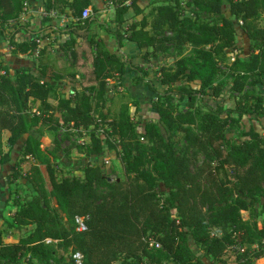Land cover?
<instances>
[{
    "label": "trees",
    "instance_id": "obj_1",
    "mask_svg": "<svg viewBox=\"0 0 264 264\" xmlns=\"http://www.w3.org/2000/svg\"><path fill=\"white\" fill-rule=\"evenodd\" d=\"M24 1L0 0V48L39 57L35 70L20 67L11 74L0 51V164L9 159L2 139L7 130L9 148L21 143L11 175L19 177L25 162L34 192L30 199L13 200L8 226L32 228L16 242H5L0 230V263L74 264L70 252L67 258L58 254L71 248L81 252L83 264H205L191 250V238L204 256L226 264L222 256L238 233L251 249L237 256V264L264 256V219L256 220V205L264 198V138L253 127L239 139L225 133L242 116L264 119V0H168L147 12L138 0H105L114 6L116 27L101 26L114 36L117 50L128 40L146 48V60L172 59L159 69L163 92L138 65L91 33L98 22L92 0H42L44 10L56 15L39 16L34 29L17 23ZM89 7L92 14L83 18ZM129 11L140 18L126 24ZM68 12L74 20L59 26ZM237 25L255 46L246 59L228 54L236 47ZM45 29L66 35L59 50L69 60L56 57ZM21 31L28 36L17 39ZM132 72V81L148 84L156 97L150 109L106 95L110 79ZM65 77H78V87L66 97L54 82ZM228 79L229 104L211 106L209 98L220 97ZM173 100L186 107L179 109ZM97 118L111 120L109 147L116 150L123 178L109 181L97 165L103 143L93 128L85 151L91 159L81 174L58 177V153L69 155L77 145L63 148L54 137L44 146L45 132L64 127L68 137L71 128L89 129ZM75 216L84 218L86 230H76Z\"/></svg>",
    "mask_w": 264,
    "mask_h": 264
},
{
    "label": "rangeland",
    "instance_id": "obj_2",
    "mask_svg": "<svg viewBox=\"0 0 264 264\" xmlns=\"http://www.w3.org/2000/svg\"><path fill=\"white\" fill-rule=\"evenodd\" d=\"M155 1L161 3V2H166L168 0H138V3L141 7H145V12H147L149 10L150 6L153 3H155ZM181 1L185 2L186 0H181ZM36 12H37V10H36ZM223 13L226 15H229L227 5L223 6ZM111 14H112L111 15L112 18L110 17V14H108V11H106L103 16H100V13H97L98 22H94L92 24V26L94 25L95 28H97L99 25H100L99 27H102L101 26L102 24H107V25H112V27L113 26L116 27V24L114 23V13L112 12ZM38 15L39 14L37 13V16ZM202 17L206 18V16H204V15H202ZM134 18H136V17H133L132 20H134ZM136 20H138V19H136ZM61 22H62L63 26L67 24L63 21H61ZM110 23H112V24H110ZM128 23H130L129 18L126 21V24H128ZM46 24H48V23H46ZM44 26H46V25H44ZM125 26L126 25H124L122 27V30H124ZM33 27L37 28L36 25H34ZM236 29H237V36H236V40H235L236 47H235V49H232V50L230 49L228 51V54L231 58L235 57L236 55H239L240 58L246 59L252 50L251 47L253 46V48H254L255 46H254V43H249L250 39H248L244 35V32L239 25L236 26ZM49 30L50 29H48V31L42 33V35L48 34L50 38H55V41H56V39L61 38L60 34H58L55 31H52V30L49 31ZM52 40H54V39H52ZM112 40L115 41V38L113 35H112ZM1 44H3V42ZM40 45L42 46L43 44L40 43ZM115 45H116V41H115ZM4 48L6 49L7 47L2 46V48H0V51L1 52L5 51ZM136 48H138V49H136L137 53L133 54V57H132L134 62H135L134 64L138 65L139 68L143 72H146L144 77L146 80L151 81V85H155L157 88L158 87L162 88V90H161L162 92L165 91L166 86L162 85L159 81V69L161 66L171 63L172 59L168 58V57H164L163 55L159 56L157 58H150L148 60L150 61L151 65H145V66H147V69H145V67L140 65L141 63H139V62L141 60H143V53L145 52L146 48H139V47H136ZM188 50H189V47L186 46V49L184 50V54H188ZM124 51L128 54L132 53L127 49H125ZM119 54H121L122 56L125 57L124 54H122V53H119ZM7 56H8V59H7L8 61H6L5 58L4 59H5L6 63H9L11 65V68H12L11 72L12 73H13L14 68H15L14 66H17L18 64H31V62H33L32 60H34L33 58L28 57V55L26 57H24L23 59H19L22 57H20L18 55H12L9 53V51L7 53ZM16 56H18V58H15ZM67 56L68 55L66 54L65 57L67 58ZM34 58L39 59L38 56H35ZM218 77H220V76H218ZM65 80H67L73 84V85L69 86V89L65 93H62L63 96H68V95L72 94L73 91L71 92V90H75V89H72V87L74 86V88H75L77 80L76 79L72 80L69 78H65ZM112 81H113V79H112ZM118 81H121V79L120 80L117 79L115 82H118ZM112 85H115V83H112ZM195 85H197V83H195ZM116 86L117 87H115V88L113 87L112 90H107L106 95H107L108 99L111 98V96H112V98H118V99L120 98V99H122V101L128 102V103H132L133 101L134 102L136 101L137 104H139L140 102H142V104L147 103V105H148L147 109H150V105L154 101V99H152V97L148 98V94L151 95V92L148 91L149 90L148 84H145L144 82L140 81L139 86H140L141 90H137V91L136 90H129L127 87L120 86V88H119L118 85H116ZM229 86H230V80L228 79L223 84V92H222L221 96L218 98L210 97L208 100L209 104L213 107H216L217 105H228L229 100H230V95H231V91L229 89ZM256 89L260 90L261 86L257 85ZM147 92H149V93H147ZM177 102L178 101L173 100V103L177 104V107L179 109H183L186 107L184 102H178V103ZM107 104H109V103H107ZM133 111H134V106L131 105L130 106V112L133 113ZM152 114H153V112H152ZM136 119L137 118L135 116H133L134 122L136 121ZM249 127H253L257 131H259L264 138V119H260L257 117L250 118L247 116H242L239 118L238 123L235 126L226 128L225 133H226L227 137H229L231 139H239L240 133L243 132L244 130H247ZM89 128H91V127H89ZM142 128L143 127L141 125L137 126L138 131H143ZM65 131L66 130L64 127L59 128L58 131H56V132L46 131L44 138H43V145L47 146V147L51 146V141L53 140L54 137H57L61 140V144H62L63 148L69 147L72 143L77 145L74 149H72V151L70 152L69 155H66L64 153V151H60L58 153V156H57V158L55 160V164H54L58 177H62L64 175H68V174L70 176L77 175L78 171H81L82 168L86 165L87 160L89 158V156L85 155V151H86V146H89V144H90V138H89L90 135L89 134L91 132V129H86L84 131V133L83 132L70 133L68 135V137H66ZM179 134L180 133H177L175 138L178 137ZM98 136L101 138V141L103 143L102 144L103 150L97 156V161L99 162L101 158L108 157L110 162H111V165L109 168H103L102 169L104 176L108 177V178L114 177L116 179L123 178L121 164H120L118 158L116 157V150L111 149L109 147V143H113L114 138L113 137L110 138L109 136H104V137H102L100 135H98ZM80 141H82L83 143H80ZM79 146H81L80 147L81 152L78 150ZM4 147L7 148V146H4ZM14 155H16L15 160H17L20 156L17 149H15ZM12 164H13V162H9V163L4 164V166H3L4 168H7V169H5V170H7L5 172L9 171V173L6 175L8 182L11 181V177H10L11 175L9 176V174L11 172H13V170H14V167L10 169ZM21 164L23 166L21 167V169L19 171L20 181L15 183V186L9 187V191H10V195H11L10 196L11 198L9 200L11 202L10 203L7 202L8 204H6V205H2V203H0V216H1V218H0V230L2 232V235H3L5 242H13L15 240L17 241V239L20 236L27 234L32 228V226H24V227H21L20 229H14L13 227L8 226V223L10 222V218L12 217L11 211H8V208L11 206L13 200L15 198H18V197L21 200L30 199L34 193L33 188L25 179L24 173H25V170L27 169V165L24 162H22ZM219 176L222 177L221 171H219ZM14 189H15V191H13ZM263 203H264V198H262L261 201L256 205V209H257L256 210V213H257L256 220H257L258 224H260L262 219H264V211H262V209H261ZM7 211L10 214H7ZM241 215L244 219L248 218V212L247 211H242ZM7 232L8 233H10V232L14 233V236H12V238L6 237ZM241 237H242L241 234H239V233L235 234L234 239H233V244L230 245L227 248V250L225 251V253L223 254L222 261H224L226 264H237V256L239 254H241L242 252H244L245 250L251 249V247H249V244L242 241ZM189 246H190L191 250L196 255H198L199 257H201L204 260L205 264H218L210 256H204L199 245L196 244L191 238L189 239ZM256 247H257L256 245H254V246L252 245V248H256ZM71 250H72L71 248H68L66 251L58 250V254L64 256L63 258H67L68 254ZM253 262H254V264H264V259H260V258H257L255 260L253 259ZM162 264H174V263L171 260H165Z\"/></svg>",
    "mask_w": 264,
    "mask_h": 264
},
{
    "label": "crops",
    "instance_id": "obj_3",
    "mask_svg": "<svg viewBox=\"0 0 264 264\" xmlns=\"http://www.w3.org/2000/svg\"><path fill=\"white\" fill-rule=\"evenodd\" d=\"M155 3H160V2H156L155 1ZM42 5H43L42 4V0H25L24 1V7L26 6V10L22 12V14L20 15V18L18 19L17 23H19V24H26V23H28L29 24V27L31 29H34V27H33L34 25H36V27H38L40 25V23H41V21H40L41 19H40L39 15L37 16L36 10H37L38 7H40ZM92 5L95 8L98 9L97 13H100V16H103L106 11H108V14H110V17L112 15L111 13L112 12L114 13V7L112 6V4L106 2L105 0H92ZM89 8L91 10V7H89ZM67 14L69 15V12ZM91 14H92V11H91ZM126 17H127V19L129 18V20L131 21L133 19V12L132 11H129V13H128V15ZM139 18H140V16H136V18H134V20L139 19ZM61 24H62V22H61V18H60V20H59V26H63V24L62 25ZM110 24H112V23H110ZM44 25H46V23H44L43 26ZM99 26L97 28H95V26L93 25L91 27L92 28L91 29V33H95L96 36H97V38H98V40L102 41L104 43V45L107 47V49L110 52L122 53V54L125 55V57H128L130 59V61L134 64L135 62H134V60H133L132 57H133V54L137 53L136 49H138V48H136L137 47L136 44L133 43V42H131V41L125 40L123 42V46L119 50H117L116 49L117 47L115 45V41L112 40V34L107 33L103 27H99ZM109 27L112 28V25H109ZM46 31H48V29H45L42 33L46 32ZM27 36H28V32H26V31H21V32H19V33L16 34V38L17 39H22V38H25ZM47 36H48L47 39L49 41H51V43H52V48H53V51L55 52L56 57H58V58L59 57H64L65 59L68 60L70 57L67 56V58H66L65 55H63L61 53V51L59 50L60 43L64 40V38H66V35H60L61 38L56 39V41H55V38H50L48 34H47ZM52 39H54V40H52ZM252 42L253 41L250 40L249 43H252ZM125 49L129 50L132 53H130V54L126 53L124 51ZM8 51H9V49L7 47L5 49V51L2 52L3 53V57L6 59V61H8L7 60L8 59V56H7ZM18 56L22 57V58H19V59H23L27 55H18ZM18 56H16L15 58H18ZM35 56H37V52L34 53V54H32V55H28V57H31V58L34 59V60H32L33 62H31V64H18L17 66H14L15 67L14 69L20 68V67H26V68L34 69L35 70L37 68L38 63H39V59H35L34 58ZM139 63H141L140 65L144 66L145 69H147V66H145V65H151L150 61L149 60H146L144 58ZM7 64L10 67V70H11L12 69L11 68V65L9 63H7ZM134 76H135V73H133V72L132 73H127V74H125L121 78V81L122 82L121 81L115 82L118 79V77H114V78H112L113 81H112V79H110L108 81L106 90H112L113 87L114 88L117 87L116 85H118L119 88H120V86H122V87H127L129 90H136V91L137 90H141V88L139 86V83L136 84V83H134L132 81V78ZM65 78H67V77H65ZM65 78H63V79H61L59 81H54L56 83V85H57L58 92L61 95H62V93H65L69 89V86L70 85H73L71 82L65 80ZM75 79L77 80V83H76L75 88L73 86L72 89H76L78 87V77L73 78L72 80H75ZM118 80H120V79H118ZM112 83H115V85H112ZM153 86L158 91H161L162 90V88H159V87L157 88L155 85H153ZM72 91L74 92V90H71V92ZM148 91L151 92L150 89ZM149 92H147V93H149ZM64 97H66V96H64ZM151 97L154 100L156 99V97H155V95L153 93H151V95L148 94V98H151ZM50 102H52L53 104H56V101L53 100V99H50ZM139 104H142V102H140ZM151 112H153V110H151ZM145 113H147V111H145ZM142 130H143V128H142ZM8 135H9V132L7 130L3 131V135H2V139H3V149H4L3 152H8L9 159L6 162L0 164V203H2V205H6V204H8L7 202H9V203L11 202L9 200L11 198L10 197L11 195H10L9 187L15 186V183H17L18 181H20V176L14 178L13 175H11L12 174V172H11L9 174V176L11 175L10 176L11 177V181L8 182L6 175L9 173V171L8 172H5V171H7V170H5L7 168H4L3 167L4 164L9 163V162H13L12 166L10 167V169L14 167V170H15V164H16V161L18 159L15 160L16 155H14V151H15V149H17L18 152H19V146L21 145V143H19L18 145L16 144L13 148H9L8 145H7V143L5 142L6 141V138L8 137ZM4 146H7V148H5ZM19 155H20V153H19ZM94 157L95 156H93L92 158H94ZM90 159H91V157L89 156L87 162H89ZM21 163H20V169L23 166ZM80 174H81V171H78V174L77 175H80ZM13 191H15V189ZM14 210H15V206H14V204L12 202L11 206L8 208V211H11V214L13 215ZM8 211H7V214H10ZM0 218H1V216H0ZM12 236H14V235L6 234V237H8V238H12ZM13 242H16V240L13 241Z\"/></svg>",
    "mask_w": 264,
    "mask_h": 264
},
{
    "label": "built area",
    "instance_id": "obj_4",
    "mask_svg": "<svg viewBox=\"0 0 264 264\" xmlns=\"http://www.w3.org/2000/svg\"><path fill=\"white\" fill-rule=\"evenodd\" d=\"M26 10V6L23 8V11ZM37 13L39 14V16H55L56 12L54 10H50V11H46L44 10V8L42 6L37 8ZM91 14V10L90 8H87L83 11L82 13V17L85 18L88 15ZM74 20V18L69 14H64L61 16V21L68 23L69 21ZM40 42V41H39ZM110 119H101V118H97L96 122L93 126H91V128H93V130L96 132V134L104 137V136H109L110 138H112V129L110 126ZM89 128V129H91ZM86 129L83 127H79V128H71L72 133L74 132H83ZM80 143H83L82 141H80ZM97 165H99L102 169L103 168H109L111 165V162L109 160L108 157L105 158H101L100 161H97ZM107 179L109 181H113V180H117L114 177L108 178ZM75 223H76V230L77 231H84L86 230V223L84 222V218L82 216H75ZM151 245H153V242H151ZM155 247H159V244L155 243L154 244ZM70 258L73 261L74 264H83V256L81 254L80 251L78 250H71L70 251ZM260 259H264V256L259 257Z\"/></svg>",
    "mask_w": 264,
    "mask_h": 264
}]
</instances>
